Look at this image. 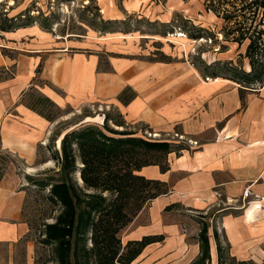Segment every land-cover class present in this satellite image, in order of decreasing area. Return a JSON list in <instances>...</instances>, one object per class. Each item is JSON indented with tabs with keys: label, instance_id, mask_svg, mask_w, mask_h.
I'll return each mask as SVG.
<instances>
[{
	"label": "crops",
	"instance_id": "0c3cea01",
	"mask_svg": "<svg viewBox=\"0 0 264 264\" xmlns=\"http://www.w3.org/2000/svg\"><path fill=\"white\" fill-rule=\"evenodd\" d=\"M179 1L152 6V0H124L122 13L113 12L118 18L140 11L156 23L179 15L199 27L202 17H218L205 6ZM4 33L17 46L6 45L14 55L0 50L1 149L30 162L37 148H45L55 119L28 101L34 79L45 82L39 96L54 106L76 109L89 95L109 98L134 128L141 124L168 140L176 133L197 141L168 152L163 171L157 164L138 170L170 189L147 202L125 227L126 240L163 235L128 264H192L201 256L202 228L208 240L204 264H218L222 248L239 261L264 263V73L260 81L244 83L204 72L183 57L157 60L120 51L110 52L107 68H100L97 54L80 50L70 57L65 44L37 25ZM26 33L36 44L18 39ZM243 69L250 70L247 59ZM125 90L133 96L123 102L119 96ZM15 169L7 167L0 178V244L18 241L27 230L25 192Z\"/></svg>",
	"mask_w": 264,
	"mask_h": 264
},
{
	"label": "rangeland",
	"instance_id": "374dc122",
	"mask_svg": "<svg viewBox=\"0 0 264 264\" xmlns=\"http://www.w3.org/2000/svg\"><path fill=\"white\" fill-rule=\"evenodd\" d=\"M123 1L0 0V25L14 22L19 24V27L33 24L37 25L39 29L49 30L50 34L57 38V41L60 40L59 44H65L66 52L70 53L68 54L70 57H74V51L80 50L86 51L87 54H97L100 68H107L106 56L110 55V52L117 51L129 54L130 57L131 52H136V57L157 60L183 57L207 73L213 71L232 73L233 70L243 69L246 66V59L249 61L245 56V42L247 41L244 40L240 44L231 40L238 34V31L233 30V25H229V29L226 28V25L231 23H224L221 17H217L218 19L202 17L200 20L203 21L201 22L203 26L201 27L195 25L191 19L186 20L179 15L172 22L170 21L171 23H156L149 17H145L140 11L130 14L123 13L117 18L114 16L113 9L117 8L122 13ZM152 1L154 3L152 6H169L168 0ZM179 3L183 6H205V9L213 12L212 9L206 7L208 5L206 0L193 2L180 0ZM223 6H230L228 8L233 13L230 4H223ZM260 10L261 8L258 9L257 20L260 17ZM195 23H197L196 20ZM224 27L225 30L231 29L225 36L222 34ZM4 32L0 28V50L3 53L14 55L15 50L7 48L6 45L17 46V41L8 39ZM197 32H201L203 36L193 38ZM28 34L30 33L21 35L18 39L22 42L27 41V46L30 42L36 44V39ZM261 58L264 62V57ZM44 84L43 80H33V89L29 91V97H27L30 103L40 98L39 93L42 92L39 89ZM44 104L37 103L36 107L50 114L49 118L55 119L54 128L46 141L45 148H37V152L30 162L14 154L8 153L7 156L5 153L9 151L0 148V172L2 171L0 178L7 167L14 165L16 168L14 172L20 178L19 186L25 192L22 220L27 228L23 237L18 241L0 244V264H59L54 251L55 245L44 240V232L45 225L54 222L60 211V204L50 198L48 194L49 185L46 182L49 179L53 182L61 177L59 164L53 158V152L57 151V154H61V141L64 134L72 129L79 130L92 126L113 136L125 132L148 139L168 140L166 136H155L153 132H148L141 124H137L134 128L131 121L126 122L125 114L115 101L109 98L89 95L84 101L76 104L78 106L76 109L71 105L57 107ZM70 136L72 137L73 134ZM169 137H171L170 141L175 152H178L177 149H180L181 146L196 145L197 143L196 140L179 137L176 133H172ZM162 162H165V159ZM76 165L77 168L69 177L74 185V190L81 199L79 213L83 219L82 214L85 215L83 210H88V202L90 204L92 200L95 202L96 198L103 197V204H105L115 196V193L101 188L86 187L78 170L82 164L78 160ZM138 170L135 172L140 174ZM156 190L157 188L151 191ZM125 227L118 232L122 246L128 241L124 235ZM89 235L88 231L85 237H82L81 232L77 229L72 241L75 249L71 254L72 264H95L93 256L86 258L80 251L83 243L86 244V247L90 246ZM160 236L159 240L163 235ZM218 257V264H256L251 261H239L230 256L225 248L218 251Z\"/></svg>",
	"mask_w": 264,
	"mask_h": 264
},
{
	"label": "trees",
	"instance_id": "16d2710c",
	"mask_svg": "<svg viewBox=\"0 0 264 264\" xmlns=\"http://www.w3.org/2000/svg\"><path fill=\"white\" fill-rule=\"evenodd\" d=\"M208 9L221 17L223 22L233 25L238 31L231 40L246 43L245 56L248 57L250 70H233L232 73L211 72L212 75H226L244 83L260 81L263 78L264 62V0H206ZM230 4V6H223ZM260 17L257 20L258 9ZM22 26V25H21ZM19 27V24L9 23L0 25L4 31ZM236 27V28H235ZM187 31V29L185 28ZM200 31V30H199ZM231 31L223 28V36ZM201 32L194 34L199 38ZM133 96L126 90L119 98L126 102ZM42 101V102H41ZM53 105L48 98L41 97L32 101ZM45 105V104H44ZM36 108V107H35ZM39 112L51 117L43 109ZM122 125V123H119ZM70 134H73L71 137ZM176 150V149H175ZM174 151L173 144L166 139H148L141 136L129 135L125 132L118 136L108 135L101 130L87 126L79 130H70L64 134L61 141V154L53 152V158L58 161L61 177L46 182L50 198L60 204V211L54 222L45 225L44 240L55 245V254L59 264H72L71 254L74 253L72 241L77 231L85 237L89 231L90 246L82 244L80 251L86 258L93 256L95 264H128L139 255L143 247L161 238L160 235H144L140 239L128 240L121 245L118 232L125 227L141 208L152 198L169 191L170 186L159 179L146 178L135 170L149 164H158L163 171L168 152ZM6 152L5 155H9ZM10 155H12L10 153ZM165 156V158H164ZM82 164L79 174L82 182L88 188H101L115 193L112 199L103 204L104 198L98 197L89 204L88 210L79 213L81 199L74 190L69 175L77 168V161ZM2 171L0 172V176ZM157 188L156 191H151ZM201 256L192 264H204L208 257V240L205 228L199 234ZM246 262V261H243ZM250 262V261H249ZM264 264V263H262Z\"/></svg>",
	"mask_w": 264,
	"mask_h": 264
},
{
	"label": "built area",
	"instance_id": "2783aa9c",
	"mask_svg": "<svg viewBox=\"0 0 264 264\" xmlns=\"http://www.w3.org/2000/svg\"><path fill=\"white\" fill-rule=\"evenodd\" d=\"M205 79L208 80L209 79V76H205ZM193 142H196V141H193Z\"/></svg>",
	"mask_w": 264,
	"mask_h": 264
},
{
	"label": "bare ground",
	"instance_id": "6f19581e",
	"mask_svg": "<svg viewBox=\"0 0 264 264\" xmlns=\"http://www.w3.org/2000/svg\"><path fill=\"white\" fill-rule=\"evenodd\" d=\"M29 169V168H28ZM78 175V174H77ZM78 179V178H77Z\"/></svg>",
	"mask_w": 264,
	"mask_h": 264
}]
</instances>
